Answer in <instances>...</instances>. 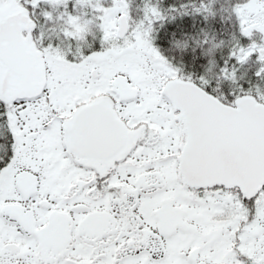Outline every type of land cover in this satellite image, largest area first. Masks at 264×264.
Here are the masks:
<instances>
[{"label":"snow or ice","instance_id":"6c2138e0","mask_svg":"<svg viewBox=\"0 0 264 264\" xmlns=\"http://www.w3.org/2000/svg\"><path fill=\"white\" fill-rule=\"evenodd\" d=\"M0 264H264V0H0Z\"/></svg>","mask_w":264,"mask_h":264}]
</instances>
